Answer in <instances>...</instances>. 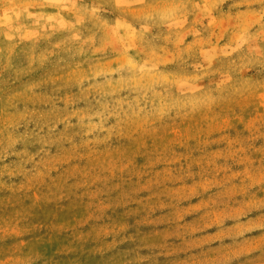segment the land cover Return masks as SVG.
Here are the masks:
<instances>
[{
    "label": "rangeland",
    "instance_id": "374dc122",
    "mask_svg": "<svg viewBox=\"0 0 264 264\" xmlns=\"http://www.w3.org/2000/svg\"><path fill=\"white\" fill-rule=\"evenodd\" d=\"M0 264H264V0H0Z\"/></svg>",
    "mask_w": 264,
    "mask_h": 264
}]
</instances>
